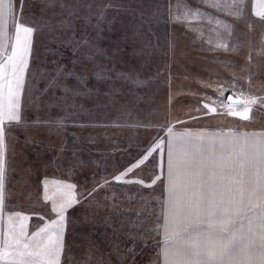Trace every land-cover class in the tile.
Masks as SVG:
<instances>
[{
	"label": "rangeland",
	"instance_id": "obj_1",
	"mask_svg": "<svg viewBox=\"0 0 264 264\" xmlns=\"http://www.w3.org/2000/svg\"><path fill=\"white\" fill-rule=\"evenodd\" d=\"M61 3L65 7L41 9L36 0H26L23 5L27 24L39 17L47 25L40 32L34 28L36 58L30 57V69L34 77L38 76L58 59L77 73L84 72L85 67L90 69L84 72L87 83L69 79L66 86L78 94L65 97L55 89V95L49 91L41 96L42 104L50 100L59 105L46 110H37L31 101L26 103V93L21 92L25 123L7 128L4 148L0 250L5 240L11 243L19 238L28 245L27 251H39L38 245L47 244L48 234L57 227L52 223L57 218L52 208L73 199L79 202L65 213L61 264H159L157 253L162 245L157 242L163 237L152 233L149 239L147 230L156 227L167 199L163 184L158 181L155 186L143 187L118 183L114 177L150 181L154 172L159 173L157 154L155 162H146L127 176L122 174L157 138L167 141L171 128L174 133H190L197 143L206 145L203 152L193 145L177 148L190 161L188 170L198 186L218 193L229 187L244 188L243 184L230 183L239 177L230 174L225 138L247 132L249 153L252 145L264 138V20L254 14L253 5L256 12L261 9L256 0H246L239 15L235 7L216 11L200 0ZM226 3L231 5L232 0ZM12 6L14 15L19 16L17 0H12ZM10 35L9 53L14 32ZM88 41L100 52L93 61L98 65L95 71L107 66L110 71L105 74L110 79L92 78L93 64L81 60L89 51L84 43ZM64 43L69 47H63ZM115 73H127L131 79L118 80ZM28 79L26 73V82ZM222 86L230 90L225 95L238 94L241 109L246 106L254 110V119L226 115V110L205 114L201 105L210 102L208 97L219 95ZM43 87L44 83L37 80L32 93ZM88 89L93 90L91 96ZM65 116L67 126L63 128L31 123L36 118L55 121ZM212 134L214 140L209 139ZM238 147L235 153L239 156ZM202 167L204 175L197 178ZM254 180L247 176L245 206L264 203V193L250 198L249 191L256 187ZM105 181L109 183L100 187ZM40 228L46 231L34 237ZM133 245L134 256L129 251ZM11 260L6 256L0 264ZM24 260L26 264L34 260L45 264L37 257L25 256Z\"/></svg>",
	"mask_w": 264,
	"mask_h": 264
},
{
	"label": "snow or ice",
	"instance_id": "obj_2",
	"mask_svg": "<svg viewBox=\"0 0 264 264\" xmlns=\"http://www.w3.org/2000/svg\"><path fill=\"white\" fill-rule=\"evenodd\" d=\"M20 7V15L13 13L12 0H0V211L5 207V160L4 148L6 142L7 128L21 127L25 121L22 115L21 92L26 93V103L31 101L37 109H47L48 107H59L57 104L49 102L42 104L41 96L49 91L59 89L65 97L75 93L71 87H67L69 79L77 82L87 83V77L84 72L89 71L85 67L84 72L77 73L74 70L67 69L58 59H54L50 69L33 76L30 69V57L36 58L35 50L32 44L34 28L37 32L42 31L47 25L42 24L37 17V21L27 24L23 19V5L26 0H17ZM41 9H51L54 6L65 7L61 0H36ZM205 6L216 11H224L225 8L235 7L236 15L243 10L246 0H232V4L226 3V0H200ZM261 11L253 12L264 20V0H256ZM74 13L69 12V15ZM143 17L144 13H140ZM141 24L143 20L141 19ZM14 32V42L11 43V51L8 52L9 41L13 39L10 35ZM89 51L81 60H87L93 64L92 78L110 79L106 75L110 70L105 66L100 72L95 71L98 65L93 61L100 55L99 50L90 42H84ZM79 46V45H77ZM63 47H69L64 43ZM148 47H151L149 44ZM49 54L51 50L46 49ZM73 55L77 53L74 51ZM10 70V72H9ZM28 74V81L25 80V74ZM118 80L128 81L131 79L127 73H115ZM37 80L44 83V87L37 93H32V88ZM139 86V85H138ZM223 87V86H222ZM6 89V91H5ZM223 87L217 96L208 97L210 102L203 103L201 107L206 110L205 114H219L224 111L226 115H236L242 120L251 121L254 117L251 113L254 111L248 107L242 109L238 106V94L231 92ZM87 94H93L92 89L87 90ZM256 101L253 100V103ZM82 107V106H81ZM61 111L65 109L61 108ZM67 117L59 118L55 121L51 119L41 120L36 118L31 123L35 126H47L63 128L67 126ZM169 138L167 141L157 138L148 149L142 154L135 164L126 169L122 175L127 176L134 168H141L147 163L156 161V155L160 156L156 167L159 173H153L150 181L143 179H133L131 177L121 180V175L114 177L118 183L138 184L143 187H152L161 182L164 187V193L167 197L162 205L160 215L156 218V227L148 229V238H152V233L162 235V240L158 244L157 255L161 258L159 264H264V203L259 205L249 203L243 205V189L237 188L235 191L240 193V199L233 195V189L229 187L225 192H217L213 188L204 189L202 185H197L193 174L188 170L190 161L184 159L177 151L178 147L193 145L203 152L206 145L201 141L197 143L191 137L190 133H174L171 128L168 129ZM215 134L209 137L214 140ZM244 145H247L248 137H242ZM213 149L215 144L210 145ZM223 147V144L221 145ZM251 153L243 148L240 152L239 166L237 173L239 180H231L230 183L243 184L244 177L251 175L255 177L253 181L255 188L249 191L250 198L257 193H264V138L258 143L252 145ZM166 153V155H165ZM187 155V151H185ZM204 175V168L196 173V177ZM215 175V173H213ZM109 182L105 181L100 187H104ZM73 187L72 185L68 186ZM197 188V191L190 189ZM91 195V193H89ZM73 199H68L62 205L52 208L56 214V219L52 221L57 227L54 233L47 236V244H44L37 252L27 251L28 245L19 238L13 242L4 241V249L0 250V260H5L6 256L12 257L6 264H26L25 256L37 257L43 259L45 264H61V256L65 249V213L73 206ZM44 219V217H39ZM163 221L161 224L160 221ZM45 228H40L34 237L40 236ZM147 246V245H145ZM130 252L135 255L134 245ZM38 264V261H33Z\"/></svg>",
	"mask_w": 264,
	"mask_h": 264
},
{
	"label": "crops",
	"instance_id": "obj_3",
	"mask_svg": "<svg viewBox=\"0 0 264 264\" xmlns=\"http://www.w3.org/2000/svg\"><path fill=\"white\" fill-rule=\"evenodd\" d=\"M237 134L235 133V135L233 136H230L229 138H225V147H228V149L230 150V153H229V156H227L228 158V161L230 162V174L233 175V176H237V173L240 171V166H239V159H240V154L239 156L235 153V151L237 150V146L238 147V151L239 153L241 152V149L243 148L245 151H247V145H244V142H243V139L242 137L244 136H247V132H243V133H240L239 136H236ZM248 137V136H247ZM233 153V154H232ZM226 159V158H225ZM225 162V160H224ZM235 168V169H232V168ZM237 167L239 168V171H237ZM228 173V172H226ZM235 184V183H234ZM238 186L242 187L241 184H238ZM243 194H244V198L246 199V192H247V176L244 177V182H243ZM223 192L226 193V190H223ZM233 195L236 196V198L240 197V193L235 191V189L233 190Z\"/></svg>",
	"mask_w": 264,
	"mask_h": 264
},
{
	"label": "water",
	"instance_id": "obj_4",
	"mask_svg": "<svg viewBox=\"0 0 264 264\" xmlns=\"http://www.w3.org/2000/svg\"><path fill=\"white\" fill-rule=\"evenodd\" d=\"M235 103H238L236 100L234 101Z\"/></svg>",
	"mask_w": 264,
	"mask_h": 264
}]
</instances>
